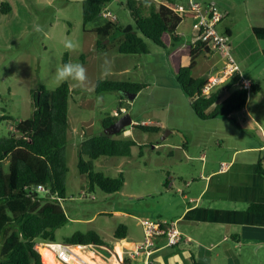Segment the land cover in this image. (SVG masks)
Wrapping results in <instances>:
<instances>
[{"label":"rangeland","instance_id":"1","mask_svg":"<svg viewBox=\"0 0 264 264\" xmlns=\"http://www.w3.org/2000/svg\"><path fill=\"white\" fill-rule=\"evenodd\" d=\"M27 1L30 2L29 7L33 6L36 24L43 26L46 35L36 32L34 26L27 27V21L29 23L30 21L24 14L16 15L14 13L5 20H0V136L6 135L11 128L14 129L19 121L31 118L35 110L32 89L44 85L48 89L54 90L62 84H58L54 78L55 69L58 66L70 59L82 63L88 70L89 87L80 89L73 87L71 82H68L74 95L70 102V129L67 145L70 172L67 196L65 200L61 201V205L70 218V222L57 232L56 238L57 242L61 243V237L67 238L76 232L95 231L112 248L111 231L108 227L115 231L121 223L123 224L124 218L116 215L112 218L110 213L115 210H125L139 216L146 210H150L149 208L155 212L163 211L167 207H177L176 200L182 199V194L178 193L176 188L165 187L170 173L187 175L189 171L187 169L189 164H187L182 148L155 147L162 143L181 145L182 147L184 142L189 140L190 146L186 152L197 154L201 150L202 143L211 142L208 144L210 145L207 147L208 149H203L209 154V151H213L210 147H215V142L221 136L217 135L218 129L213 126L211 121L199 119L191 110L189 98L178 85L176 77L169 67L165 49L148 41L150 53L121 55L116 43L110 40L112 43L108 47L109 51L103 53L108 54V57L114 62V66L112 74L104 78L100 69L103 57L97 50L98 37L93 32L95 23L86 25V30L84 29L82 0ZM197 1L211 4L217 2L226 8L228 17L219 25L218 30L219 33H224L226 28L233 31L232 38L228 41L231 55L229 59L232 58L236 65L243 64L244 68V64L250 66L256 64L254 69L258 70L250 68L246 72V76H250L251 72L259 71L264 86V68L262 66L264 56L259 53L260 44L254 38L251 29L248 28V23L253 22L252 3L254 0ZM124 2L125 0H113L108 4V8L113 16L117 17L119 25L134 26V21ZM1 6L0 4V16L2 15ZM105 21L106 18L100 16L96 23ZM177 32L185 33L184 42L192 41L191 33L194 32L192 20L186 18L184 23L178 27ZM66 37L79 43V48L75 52H68L63 47L62 41ZM119 38L121 39L122 36ZM225 62H228V57L218 52L211 57L201 55L197 60V67L193 75L201 76L205 71L210 70L212 65L220 64L221 67ZM106 80L146 85L147 88L140 92L141 96L134 102L136 103L135 107L134 105L127 106L129 114L132 110L133 113L135 112L134 118L144 114V117L155 119L163 127L159 134L144 133L138 128L129 127L133 132L132 139L137 144L132 148L131 156L128 158H101L95 162L96 171L103 172L108 176L117 177L122 172L126 181L124 187L115 194H106L96 188L92 193L95 199L92 200L89 195L82 194L81 187L84 186V190L88 192V186L85 178L80 175L77 169V146L83 139L101 134V120L119 108L120 93H98L95 91L97 83ZM234 90L235 88L231 91H221L220 98L228 97ZM97 97H102V101L98 103ZM123 97L126 100V97ZM248 103V110L255 116L261 129L253 126V128L241 130L247 135L244 137L239 134L237 143L239 146H243L246 142H255L263 146L264 89L259 93L250 91ZM188 111L192 114L187 115ZM4 115H9L12 119L2 121ZM139 125L144 124L140 122ZM173 126H179L184 131L179 129L180 131L170 134L172 128H179ZM262 157L264 158V156ZM192 165L193 163L191 167ZM39 194L44 195L43 192H39ZM72 195L74 200H71ZM90 246H83L86 248L80 253L91 255L92 262L101 259V251ZM51 253L50 248H45L46 255ZM89 264L92 263L89 262Z\"/></svg>","mask_w":264,"mask_h":264},{"label":"trees","instance_id":"2","mask_svg":"<svg viewBox=\"0 0 264 264\" xmlns=\"http://www.w3.org/2000/svg\"><path fill=\"white\" fill-rule=\"evenodd\" d=\"M112 1H82L84 29L86 25L95 23L93 32L98 37L97 48L104 49L114 41L121 55H146L150 53L148 41H151L165 49L169 67L199 119L213 120L239 112L246 107L250 91H261L259 83H252L249 90L245 89L240 74L236 73L222 87H215L209 94L204 93L211 78L219 70L210 69L200 77L193 75L200 52L205 50L211 53L212 50L203 49L195 36L192 41L183 42L177 32L185 19L176 13V8L188 7L190 0H149L148 6L140 0H125L124 5L134 26H121L117 19L96 23ZM200 3L203 7L216 5ZM1 10L6 13L11 7L2 4ZM252 32L256 39L264 41V26L254 27ZM118 34L122 36L121 39ZM225 36H230L229 31ZM146 88L144 84L106 80L99 81L95 91L120 93V111L123 108V92L139 94ZM234 88L230 96L220 102L221 91H231ZM72 91L68 82L54 90L44 85L39 86L31 91L35 105L31 118L19 121L14 129L11 128L6 135L0 136V264H59L53 252L45 254L43 246L59 244L56 233L69 222L61 201L67 196L70 172L67 145L70 102L74 98ZM122 116L124 115L104 116L101 134L85 138L78 147L77 169L86 179L88 194L95 192L96 188L106 194H115L125 185L123 173L111 177L96 171L95 166V162L101 158H128L132 154V148L137 145L135 141L121 137L126 129L112 136L104 132ZM11 119V116L4 115L1 120ZM135 127L144 133L161 131L157 126ZM186 147L187 143L184 144V148ZM257 171L264 178L261 162L257 165ZM40 188H44V195L39 194L42 192ZM247 211L264 214V204H250ZM126 232V226L120 224L114 231L115 240L126 239ZM62 243L108 248L95 231L76 232ZM104 252L107 253L106 250ZM125 263L130 264L127 260Z\"/></svg>","mask_w":264,"mask_h":264},{"label":"crops","instance_id":"3","mask_svg":"<svg viewBox=\"0 0 264 264\" xmlns=\"http://www.w3.org/2000/svg\"><path fill=\"white\" fill-rule=\"evenodd\" d=\"M29 3L30 2L27 0H0L1 5L8 4L11 7V10L6 13L1 10L2 15L0 16V20H5L9 15L14 13H16V15L24 14L30 21L29 23L26 20L27 27L36 25V17L33 15V6L29 7ZM215 4L219 8L221 7L220 10L224 12L225 18H227L228 12L226 8L217 2H215ZM252 8L253 22L248 23V28L251 29V31L254 27L264 26V0H254ZM106 12L111 13L108 7L106 8ZM227 31L230 33V36L226 38L228 39L227 41H229L232 38V30L226 28L225 32L221 34L225 36ZM178 34L183 41L185 33L182 32ZM194 36L195 32L191 33L192 39ZM256 41L260 44L259 53L264 56V41L258 39H256ZM228 44L230 49V43ZM110 45L111 44H108L104 49L97 50L101 53L108 52V47ZM215 54L216 51L209 53L202 50L199 58L201 55L211 57ZM242 65L243 64L236 65L238 70L232 74H223L226 62L224 66L221 67L220 64L212 65L210 69L217 68L219 70L213 76L220 78V83L216 87H222L225 82L230 80L236 73H239L243 84L251 85L252 83H259L261 85V90H263L262 76L259 71L251 72L250 76H246V72H248L250 68L254 69L256 64L251 66L244 64L245 68ZM262 66L264 68V62H262ZM207 71L203 74H206ZM33 90L35 89L31 91ZM140 96L141 93L136 94V98L133 101H130L126 97V100H123V107L128 110L127 106L136 104L134 102H136ZM228 97L224 99L220 98V102L226 100ZM120 101L121 99L119 100V104ZM130 102L132 103L130 104ZM248 105L249 103L238 113L235 112L231 115L220 116L213 120H205L211 121L213 126L218 129L217 135L221 136V138L215 142L216 146L210 147L213 151L208 150L210 152L209 154L203 149H208L207 147L210 146L208 144L211 142L208 144L202 143L200 146L201 150L197 154L186 152L190 146L189 140L184 142L187 143L186 148H184V144L181 147V145L166 143L158 144L155 147L171 146V148H182L181 150L187 160V164H189L187 168L189 171L187 175H182L181 173L173 175L170 173L165 184L167 188H176L177 192L182 194V199H175L178 202L177 207H167V209L165 208L163 211L155 212H152V209L149 208L150 210H146L139 216L125 210H115L110 213L109 215H111L112 218H114L115 215L124 218L123 225L127 228V238L116 241L113 228L108 227L111 231L110 243L113 247L111 248V246L107 245L104 238L100 235L108 246L106 249L110 250V252H107L105 255L100 253L101 259L93 262L94 264H126L123 262L124 259L129 261L130 264H264V214H255L247 211L250 204H264V178L260 176L257 171L259 162L262 163L264 168V158L262 157L264 156V151L262 150V145L259 143L246 142L243 146H239L237 143L239 134H242L244 137L247 135L246 133H242L241 130L249 127L253 128V126L261 129L255 116L248 110ZM116 112H118V109L115 110L113 114ZM134 113L132 110L131 114H129L128 110L126 114L132 117L133 129L136 128L135 126L139 125L140 122L147 126H157L162 129L163 126L161 123L155 119L144 117V114L140 117L135 116L136 118H134ZM191 114L192 113L188 111L187 115ZM179 129L181 128H172L170 134L174 131H180ZM123 136L126 139L133 140L132 130L129 128L126 129ZM262 139L264 141L263 129ZM78 147L79 146H77V149ZM192 163L193 165L191 167ZM81 188L82 194L87 195L88 192L84 190V186ZM88 195L91 199V196L95 199L93 194ZM74 199L72 195L71 200ZM144 220H162L167 223H175L182 234V242L178 246L168 247L164 239H159L156 243V250L151 256L142 253L136 258H129V253L134 251L144 240V229L142 226ZM61 239L63 242L65 238L61 237ZM46 246L48 245L43 247ZM103 248L105 249V247ZM82 256L88 255L82 254ZM89 257H91V255ZM57 262L59 264L61 263L59 261Z\"/></svg>","mask_w":264,"mask_h":264},{"label":"built area","instance_id":"4","mask_svg":"<svg viewBox=\"0 0 264 264\" xmlns=\"http://www.w3.org/2000/svg\"><path fill=\"white\" fill-rule=\"evenodd\" d=\"M176 13L184 19L189 18L192 20V28L195 32V38L202 44L201 47H203V49L209 48L212 51L220 52L225 57H228V62H226L223 74H232L238 70L234 60L232 58L229 59L231 55L226 37L221 35L218 31V26L224 18V14L220 11L218 6L210 5L203 7L199 1L190 0L188 7L176 8ZM101 16L106 19L116 20L115 16L106 11ZM212 78L215 79L210 80V84L204 89L205 94L211 93V91H213V89L220 83L219 77ZM243 85L244 88L248 90L251 87L250 84ZM125 113H127V110L122 108L114 115L119 116ZM262 150L264 151V145L262 146ZM40 191L43 192L45 190L44 188H40ZM91 197L94 199L93 196ZM142 226L144 229V240L134 251L129 253V258H136L142 253H145L147 256H151L156 250V243L159 239H164L168 247L178 246L183 240L182 234L176 227L175 223H167L162 220H144L142 222ZM90 247H92V245ZM48 248L52 249L55 259L61 263L70 264V261L75 259L81 264H87L81 255L76 252V249L82 251L86 247H72L70 245L59 243L48 245ZM104 250L110 252V250L103 248L99 250L102 255H105ZM125 260L126 259L123 260L124 263Z\"/></svg>","mask_w":264,"mask_h":264},{"label":"clouds","instance_id":"5","mask_svg":"<svg viewBox=\"0 0 264 264\" xmlns=\"http://www.w3.org/2000/svg\"><path fill=\"white\" fill-rule=\"evenodd\" d=\"M140 2L143 3L145 6L149 5V0H140ZM34 30L38 33H43L46 35L43 26L39 24L34 25ZM62 43H63V47L68 52H75L79 48V43L71 38L66 37L62 41ZM100 55L103 57V61L100 65L101 75L102 77L107 78L112 74L114 62L108 57L107 53H101ZM54 78L58 84L71 82L73 87L80 89H87L90 84L87 68L82 63L78 61L74 62L71 59L55 69ZM102 99H103L102 97H97V102L98 103L101 102ZM126 114L127 113L121 115H126ZM47 245H51V244H47Z\"/></svg>","mask_w":264,"mask_h":264},{"label":"water","instance_id":"6","mask_svg":"<svg viewBox=\"0 0 264 264\" xmlns=\"http://www.w3.org/2000/svg\"><path fill=\"white\" fill-rule=\"evenodd\" d=\"M123 96L127 97L130 101H133L136 98V94H130V93H122ZM133 124L132 117L129 115L122 116L117 122H115L113 125L108 127L104 132L109 135H116L125 129L131 127ZM93 248L97 250H101L102 248L92 245Z\"/></svg>","mask_w":264,"mask_h":264},{"label":"bare ground","instance_id":"7","mask_svg":"<svg viewBox=\"0 0 264 264\" xmlns=\"http://www.w3.org/2000/svg\"><path fill=\"white\" fill-rule=\"evenodd\" d=\"M45 248H48V246H46ZM55 248V247H54ZM51 249V248H50ZM52 250V249H51ZM53 252V251H52ZM76 252L79 254V255H81V257L84 259V261L87 263V264H89V262H91L92 264H93V262H92V260H91V258L89 257V256H82V254L80 253V251H79V249H76ZM94 257V256H93ZM92 257V258H93ZM91 260V261H90ZM71 263L70 264H81L79 261H76L75 259H73V260H71L70 261ZM95 262V261H94ZM98 264V263H97Z\"/></svg>","mask_w":264,"mask_h":264}]
</instances>
